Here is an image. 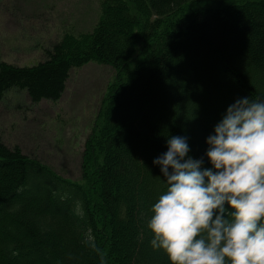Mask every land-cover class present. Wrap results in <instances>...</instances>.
Listing matches in <instances>:
<instances>
[{"label":"trees","instance_id":"obj_1","mask_svg":"<svg viewBox=\"0 0 264 264\" xmlns=\"http://www.w3.org/2000/svg\"><path fill=\"white\" fill-rule=\"evenodd\" d=\"M222 1L100 0L92 30L65 35L43 61L0 60V99L15 89L32 104L60 100L90 62L115 72L78 181L0 142V264H169L147 228L166 190L153 160L184 136L210 167L205 141L227 107L264 99V0Z\"/></svg>","mask_w":264,"mask_h":264},{"label":"clouds","instance_id":"obj_2","mask_svg":"<svg viewBox=\"0 0 264 264\" xmlns=\"http://www.w3.org/2000/svg\"><path fill=\"white\" fill-rule=\"evenodd\" d=\"M205 143L210 167L184 136L153 160L166 190L149 209L150 246L169 264H264V99H237Z\"/></svg>","mask_w":264,"mask_h":264},{"label":"rangeland","instance_id":"obj_3","mask_svg":"<svg viewBox=\"0 0 264 264\" xmlns=\"http://www.w3.org/2000/svg\"><path fill=\"white\" fill-rule=\"evenodd\" d=\"M216 6L199 4L202 9ZM99 15V0H0V60L35 65L65 35L90 32ZM246 35L253 43L251 33ZM114 76L111 67L95 62L72 69L56 102L32 104L24 91H8L0 99V142L78 181L86 138Z\"/></svg>","mask_w":264,"mask_h":264}]
</instances>
